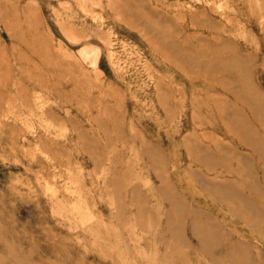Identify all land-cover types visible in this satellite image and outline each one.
I'll use <instances>...</instances> for the list:
<instances>
[{"label": "rangeland", "instance_id": "rangeland-1", "mask_svg": "<svg viewBox=\"0 0 264 264\" xmlns=\"http://www.w3.org/2000/svg\"><path fill=\"white\" fill-rule=\"evenodd\" d=\"M0 264H264V0H0Z\"/></svg>", "mask_w": 264, "mask_h": 264}, {"label": "bare ground", "instance_id": "bare-ground-1", "mask_svg": "<svg viewBox=\"0 0 264 264\" xmlns=\"http://www.w3.org/2000/svg\"><path fill=\"white\" fill-rule=\"evenodd\" d=\"M258 214V213H257Z\"/></svg>", "mask_w": 264, "mask_h": 264}]
</instances>
